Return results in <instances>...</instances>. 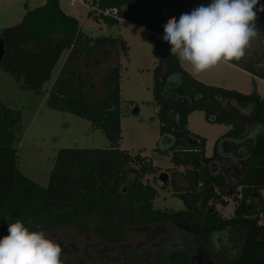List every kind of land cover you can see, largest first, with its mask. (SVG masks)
Segmentation results:
<instances>
[{"label":"trees","instance_id":"16d2710c","mask_svg":"<svg viewBox=\"0 0 264 264\" xmlns=\"http://www.w3.org/2000/svg\"><path fill=\"white\" fill-rule=\"evenodd\" d=\"M184 1L176 0L175 8L170 5L169 11L177 16L174 20L182 13ZM95 4L117 8L123 20L160 35L170 22L160 15L157 21L143 0H95ZM255 23V30L264 36V11L257 13ZM0 38L4 45L0 69L23 88L35 91L50 78L66 51L46 103L89 121L109 144L106 148H61L42 186L18 168L13 142L20 111L0 104V235L16 219L48 232L65 225L87 231L92 215L96 219L92 231L108 242H118L125 238L126 229L141 233L175 222L183 233H176L172 259L160 254V264L172 260L174 264H264V98L255 91L244 94L193 78L162 45V39L151 35L158 58L152 91L160 104V135L169 137L158 154L171 153L170 162L184 168L181 175L186 183L172 182L182 210L159 209L153 206L156 188L141 181L153 173L151 162L120 149L118 51L126 50L124 42L119 37L85 34L78 20L60 9L58 0L27 9L18 24L3 29ZM161 53L165 54L163 64ZM227 62L241 63L243 70L264 81V69L256 68V63H264V56ZM182 100L186 105L174 110L172 105ZM195 110L203 111L211 123L229 126L210 156L204 153L205 140L187 128V116ZM132 163L139 165L134 175H130ZM223 197L235 202L229 218L207 207L209 202L224 204Z\"/></svg>","mask_w":264,"mask_h":264},{"label":"rangeland","instance_id":"374dc122","mask_svg":"<svg viewBox=\"0 0 264 264\" xmlns=\"http://www.w3.org/2000/svg\"><path fill=\"white\" fill-rule=\"evenodd\" d=\"M45 1L0 0V34L3 29L18 24L27 9L36 8ZM175 1L143 0L145 9L155 16L157 21L159 15L168 18L169 21L177 17L176 13L169 11L170 5L175 8L177 4ZM207 3L208 0H185L181 10L182 13H186L197 5ZM58 5L65 14L78 20L85 34L91 37H119L124 42L126 50L118 51L121 98L120 149L132 155L139 154L144 157L145 163L151 162L153 173L144 175L141 181L156 188L157 196L153 200L155 208L182 210L183 202L174 196L171 183L175 182L179 186L186 184L181 175L184 168L172 165L169 159L170 152L167 155L158 154V149L162 150L169 142L168 136L160 135V104L152 91L153 68L157 65L158 58L153 54L151 35L156 38H161V35L125 20L106 23L100 17L93 15L87 7L71 4L66 0H58ZM256 32L257 35L249 41L241 59L256 60L264 56V36L257 30ZM66 56L67 52L64 51L53 67L50 78L39 91L23 88L12 75L0 69V104L19 110L21 113L20 126L13 142L18 156V168L25 176L42 186L47 184L54 158L61 148H106L109 145L104 133L100 129L92 128L89 121L70 112L52 109L46 103L48 90ZM178 60L186 72L204 84L234 89L244 94L255 91L264 98V82L243 70L244 66L241 63L230 66L221 61L203 72L195 73L190 64ZM256 68L263 70L264 63L258 65L256 63ZM171 90H174V87ZM135 109H137L136 114H134ZM187 128L205 140L204 153L210 156L216 140L228 131L229 126L223 123H211L207 121L203 111L195 110L187 116ZM130 166L135 170L139 168L135 163ZM160 172L166 173L171 182L164 189L156 180ZM130 175L134 173L130 171ZM223 200L222 205L209 202L207 207L216 210L222 218H229L233 215L235 202L231 197H223ZM88 223V234H93L91 229L96 224L95 217L88 216ZM181 231V228L174 225L159 224L147 234L126 230L125 235L127 243L135 246L145 243L148 239L155 243L161 237L174 238L176 233H183ZM77 234L75 228L66 225L56 232L57 237L75 239L78 241L77 244L81 245L86 237ZM44 235L48 238L52 236L45 232ZM92 236L97 238L95 235ZM159 243L162 255L165 251L162 250L163 246H167L168 241Z\"/></svg>","mask_w":264,"mask_h":264},{"label":"clouds","instance_id":"9594fccd","mask_svg":"<svg viewBox=\"0 0 264 264\" xmlns=\"http://www.w3.org/2000/svg\"><path fill=\"white\" fill-rule=\"evenodd\" d=\"M261 11L260 0H208L168 22L162 45L195 73L221 61L239 60L257 35L255 21ZM0 264H61V247L42 229L16 219L0 235Z\"/></svg>","mask_w":264,"mask_h":264},{"label":"flooded vegetation","instance_id":"af4514ba","mask_svg":"<svg viewBox=\"0 0 264 264\" xmlns=\"http://www.w3.org/2000/svg\"><path fill=\"white\" fill-rule=\"evenodd\" d=\"M161 64L164 63L165 54H159ZM186 105V101L182 100L178 105H172L173 109L177 110L178 106L183 107ZM168 176V175H167ZM167 185L171 183L169 176L167 179ZM172 184V183H171ZM167 225H174L180 228L175 222L160 223ZM159 225V224H158ZM154 225L148 232H141L144 234L150 233ZM74 228V227H73ZM59 229V228H58ZM76 229V228H75ZM77 230L78 236H85V241L80 245L75 239H62L56 236L57 229L52 232L43 231L52 235L49 239L56 241L61 247V264H160V243L168 241V245H164L162 250H165L163 254L173 255L176 251L175 239L172 237H161L158 242H151L149 239L143 244L131 245L127 243V236L118 242H108L100 235L94 233L88 234L87 231ZM92 230V229H91ZM129 230V229H126ZM125 230V231H126ZM124 231V234H125ZM132 231V230H130ZM135 232V231H134ZM140 233V232H136ZM95 235L97 238H94ZM174 239V240H173ZM174 264L173 260L172 263Z\"/></svg>","mask_w":264,"mask_h":264},{"label":"built area","instance_id":"2783aa9c","mask_svg":"<svg viewBox=\"0 0 264 264\" xmlns=\"http://www.w3.org/2000/svg\"><path fill=\"white\" fill-rule=\"evenodd\" d=\"M71 4H78L87 7L91 13L100 18H107L109 20L122 21L119 17V10L117 8H102L95 4V0H66Z\"/></svg>","mask_w":264,"mask_h":264},{"label":"water","instance_id":"95a60500","mask_svg":"<svg viewBox=\"0 0 264 264\" xmlns=\"http://www.w3.org/2000/svg\"><path fill=\"white\" fill-rule=\"evenodd\" d=\"M4 54V45H3V40L0 38V62H1V59H2V56ZM137 112V109L134 110V114H136ZM130 171L134 174L137 173V171L135 169H130ZM167 179H168V176L166 173L164 172H160L157 176H156V180L161 184V188L164 189L166 188L168 185H167Z\"/></svg>","mask_w":264,"mask_h":264},{"label":"crops","instance_id":"0c3cea01","mask_svg":"<svg viewBox=\"0 0 264 264\" xmlns=\"http://www.w3.org/2000/svg\"><path fill=\"white\" fill-rule=\"evenodd\" d=\"M224 63H226V64H228V65H230V66H233V65H231V64H229L228 62H225L224 61ZM246 73V72H245ZM248 74V73H247ZM249 75V74H248ZM261 81H263V80H261ZM264 82V81H263Z\"/></svg>","mask_w":264,"mask_h":264}]
</instances>
